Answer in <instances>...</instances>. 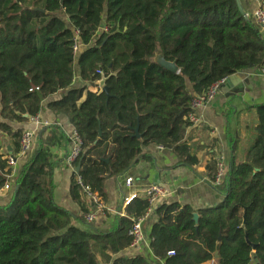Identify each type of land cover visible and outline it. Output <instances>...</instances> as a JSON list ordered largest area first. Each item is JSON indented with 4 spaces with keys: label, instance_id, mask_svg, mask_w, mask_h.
I'll use <instances>...</instances> for the list:
<instances>
[{
    "label": "trees",
    "instance_id": "obj_1",
    "mask_svg": "<svg viewBox=\"0 0 264 264\" xmlns=\"http://www.w3.org/2000/svg\"><path fill=\"white\" fill-rule=\"evenodd\" d=\"M76 43L84 47L77 66L89 88H71ZM156 51L179 73L155 64ZM250 70L264 73V40L235 0H0V118L23 124L43 101L62 95L47 108L66 116L81 141L70 197L82 216L90 207L76 176L105 205L106 180L124 178L139 159L150 161L140 155L143 147L171 151L178 166H196L184 142L191 100ZM255 111L256 137L242 163L232 161L237 140H229L233 159L222 184L212 185L223 198L218 207L198 213L197 225L188 206L155 208L152 258L117 257L131 246L129 231L145 214L146 199L133 200L118 229L107 233L54 204L60 162L51 151L66 140L60 130L39 133L38 149L13 183L0 155V191L5 184L12 191L10 205L0 207V264H204L215 254L217 264H251L253 257L264 264V105ZM0 132L18 147L21 130L4 123ZM216 174L211 161L208 181Z\"/></svg>",
    "mask_w": 264,
    "mask_h": 264
},
{
    "label": "crops",
    "instance_id": "obj_2",
    "mask_svg": "<svg viewBox=\"0 0 264 264\" xmlns=\"http://www.w3.org/2000/svg\"><path fill=\"white\" fill-rule=\"evenodd\" d=\"M239 2L243 12L250 19L253 13L261 7L260 0H239ZM58 17L69 26L68 19L63 13H60ZM253 24L256 26L254 22ZM256 28L264 40V31L257 26ZM100 31L103 29L101 28ZM83 50L84 47L80 45L78 54ZM77 58L78 55L74 60V81L71 88H89L91 85L80 79ZM160 59H162L161 53L156 51L153 62L157 64ZM185 86L188 91H191L188 82L185 83ZM61 96V94H56L43 101L39 114L35 118L27 119L23 124H10L0 118V124L6 123L14 131L31 130L36 133L31 154L24 159L16 160L13 175L9 182L15 181L28 159L38 149L39 133L45 130L43 135L45 138L48 134L47 129L57 128L66 140L51 151L56 160L60 162L52 176L53 201L58 208L72 216L82 217L80 207L70 197L71 181L76 167L71 169L63 164L72 148L70 136L74 132V128L66 116L56 115L47 108L50 102L59 100ZM262 105H264V78L260 76L259 71H244L227 78L211 104L197 112V123L185 132L184 142L195 154L198 164L192 168L178 166L177 157L169 150H159L158 147L153 146L141 148L140 155L150 158V161L139 159L124 178H111L104 182V190L107 196V202L104 206L108 212L99 215L92 228L103 233L118 229L119 220L126 217V210L123 207L125 199L130 198L133 194H137L138 198H143L144 193L153 185H159L168 192L169 196L164 203L188 206L197 215L202 211L205 212L218 207L223 198L214 190L212 183L208 181L206 168L211 161H215L217 164V159L222 158L226 172L228 171L231 159H233L229 146L230 139L237 140V148L232 161L235 163L243 162L246 150L256 137L255 110ZM16 150L17 147L14 142L0 132V155L7 159L15 156ZM127 179L131 180L129 186L125 185ZM11 196V190H1L0 207L9 206ZM120 214H123V217ZM155 220L156 217L152 214L142 226L144 243L129 247L117 257L143 256L152 258L149 248V234ZM76 226L83 229L81 225ZM152 264L161 263L153 262ZM251 264H255L254 257Z\"/></svg>",
    "mask_w": 264,
    "mask_h": 264
},
{
    "label": "built area",
    "instance_id": "obj_3",
    "mask_svg": "<svg viewBox=\"0 0 264 264\" xmlns=\"http://www.w3.org/2000/svg\"><path fill=\"white\" fill-rule=\"evenodd\" d=\"M248 17V16H247ZM249 18V17H248ZM251 20L259 27L262 31H264V10L260 7L258 8L253 15L251 16ZM104 31V30H103ZM79 46L77 43L73 47V53L75 56L78 55ZM260 76L264 78V73H260ZM225 80H221L213 85H211L206 92L201 95L194 96L190 103V110L191 114L188 116L187 120L191 124V126L197 123L196 114L199 110H203L207 108L211 102L214 100L216 95L218 94L220 87L224 84ZM36 138V133L34 131L28 130L23 131L18 142L17 152L15 156L7 158V166L11 168L12 173L9 179L13 175V169L16 165V160L24 159L29 156L32 152L33 144ZM70 140L72 142V148L69 154L66 156L65 160L63 161L64 166L68 168H75V164L79 159L81 154V141L80 138L77 136L75 132H72L70 136ZM159 150L162 148L158 147ZM75 175H77L74 172ZM226 175V167L223 164V159H217V174L215 180L213 181V186H219L224 181ZM131 183L130 179H127L125 182L126 186H129ZM76 184L81 189L82 194L85 196L86 203L90 207L85 214H83V221L88 226H93L98 219V216L101 214H106L108 210L104 205H102L98 198L90 193V190L85 187L81 181V179L76 176ZM3 190L8 191L10 190L8 184L4 185ZM169 194L168 192L163 189L159 185L151 186L145 193L143 198L148 202V208L143 216L138 218L133 222V225L129 231V236L132 238L131 246H138L145 242V238L143 235L142 226L148 217L154 214L155 208L159 205L163 204L165 200H167ZM137 194H133L130 198L125 199L123 207L124 210L130 205V203L137 199ZM123 217V214H120ZM130 246V247H131ZM174 254L172 252L168 253V256L171 257ZM206 264H217L215 260H211L206 262Z\"/></svg>",
    "mask_w": 264,
    "mask_h": 264
},
{
    "label": "water",
    "instance_id": "obj_4",
    "mask_svg": "<svg viewBox=\"0 0 264 264\" xmlns=\"http://www.w3.org/2000/svg\"><path fill=\"white\" fill-rule=\"evenodd\" d=\"M235 4H236V8H237V11L239 12V14L244 18V19H248L247 15L243 12L242 10V7L240 5V2L239 0H235ZM157 65L160 66L161 68L171 72V73H175V74H178L179 73V70L178 68L176 67L175 63H167L164 61V59H160L159 62H157ZM107 79L105 78H102L99 82V87L101 88L102 92L104 93H107V89L105 87V82H106ZM26 118V116H25ZM137 132V131H136ZM136 138H138V135L136 134ZM78 171H79V166L76 167L75 169V173L78 174ZM193 222L197 225L198 223V215L196 213L193 214ZM214 260H217V254H215L214 256ZM254 262L255 264H258V261L256 259V257H254Z\"/></svg>",
    "mask_w": 264,
    "mask_h": 264
},
{
    "label": "rangeland",
    "instance_id": "obj_5",
    "mask_svg": "<svg viewBox=\"0 0 264 264\" xmlns=\"http://www.w3.org/2000/svg\"><path fill=\"white\" fill-rule=\"evenodd\" d=\"M57 16H60V14H58ZM102 29H103V26H102ZM101 32H103V31H100L99 33H101Z\"/></svg>",
    "mask_w": 264,
    "mask_h": 264
}]
</instances>
